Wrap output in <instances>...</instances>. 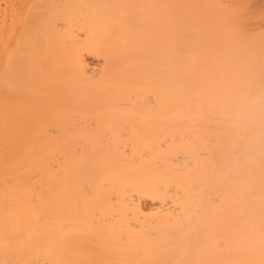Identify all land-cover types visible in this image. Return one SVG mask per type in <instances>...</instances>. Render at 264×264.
<instances>
[{
    "label": "bare ground",
    "instance_id": "6f19581e",
    "mask_svg": "<svg viewBox=\"0 0 264 264\" xmlns=\"http://www.w3.org/2000/svg\"><path fill=\"white\" fill-rule=\"evenodd\" d=\"M45 1L0 104V264H264L260 33L187 57L169 0Z\"/></svg>",
    "mask_w": 264,
    "mask_h": 264
},
{
    "label": "rangeland",
    "instance_id": "374dc122",
    "mask_svg": "<svg viewBox=\"0 0 264 264\" xmlns=\"http://www.w3.org/2000/svg\"><path fill=\"white\" fill-rule=\"evenodd\" d=\"M41 1H43V0H41ZM51 1L53 2L54 0H51ZM51 1L48 0V3H50ZM55 1H54L55 3L53 2L54 5L59 0H55ZM113 1L114 0H111V1L107 0V2H106V0H105V1H102V3L99 2V5L103 6V4H104V7H106L110 11L111 10H113V11L117 10V8H118L117 5H119L120 6V9L118 8L119 12L111 11L112 13H114V16L116 15L115 20H117V18H118V21L122 19L121 17H123L124 19H127L128 17L130 18V16H132V12L134 13L135 11H137L136 10L137 8L135 9V7H138V9L140 11L141 10L142 11H144V10L148 11L149 9H151L154 6L153 0H151L152 1V2H150L151 4L150 3L147 4L150 0H142V1L138 0V2H137L138 4L136 3L137 0H134V2H131V0H130V3H129V0L128 1L126 0L128 2L127 5L131 7L129 10L130 12H128L127 8H129V7L126 6L127 2L124 3V0H115L114 2ZM240 1H241V4L244 6V9H243L244 12L242 11V15H243V17L246 18V19L245 18L244 19L247 20L243 23H239L236 20V16H235L236 15V13H235L236 8L235 7L239 6L238 4H240ZM60 2H62L63 5L65 3V5H67V6H72L75 10H77L78 6L84 5V3L86 5L90 4V7H93L94 9L99 6V5L97 6L96 4H95V6L94 5L91 6V4L96 3L93 0H91V2H90V0H85V1L84 0H60L58 3H60ZM104 2H106V3H104ZM112 2H113V4H115V2H116L117 5L116 4L115 5L117 8H115V6L112 7L113 4L110 7V3H112ZM143 2H145V3H143ZM244 2H246V4ZM122 3H124V4H122ZM140 3L144 5V7H143L144 10L142 8L143 5H140ZM258 3L260 5H258ZM53 4L51 3V7ZM108 4H109V6H108ZM168 4H169V7L171 9V10L169 9L170 13L173 17L170 20H172V23L176 24L177 27L179 28L178 30H176V33L174 35L175 38L177 37V39H180L181 38L180 36H182L180 41L184 40L185 43L188 41L193 42L192 45L195 46L193 49V46L188 44L189 42L187 43L188 46L185 44V46H187L189 49L187 47H184V48L187 49L189 52H187L184 48H183V50H185V52H187V53L185 54V52L183 50L182 51L184 52V55H186L187 57H191V56L193 57V56L197 55L198 52L199 53L201 52L200 54H202L203 50L202 51L197 50L198 52L196 54L194 53V52H196L195 48L197 47V45H194V41L197 44L203 42L204 46L207 47V49H209V50L202 48V47H204L203 45H202V47L200 45H198V48L204 49L205 50L204 52H206L207 54H208V51H209V53H212V51H216L217 49L215 50V48H217V46L219 47L218 50L223 49L222 51H227L226 48H224L225 45L223 46L224 43H222V45H221L222 49H220V43L222 42L221 40H223V39L224 40L229 39V41L236 40V38L238 36L237 34H241V33L246 34L248 36H250L251 34L260 33L258 35L249 37L250 39H248V40L242 41L244 46H247L248 49L247 48L246 49L249 52L261 51V49L264 48V47L263 48L261 47V46H264V36L261 35V34H264V12H263L264 11V4L262 5L261 0H245V1L244 0H169ZM256 4H257V6H256ZM48 5L50 6V4H48ZM137 5H140L141 9ZM32 6H34V7H32ZM46 6H47V2H46V4H43L42 2H40V0H38V1L37 0H0V84H2V86L0 85V87H1L0 91H2V89H4L3 90L4 93L3 92H0V93H1V95H2V93L5 95V96H2L3 101L0 100L1 101L0 104H3V108L5 107L4 101L7 100L8 96H9L8 94H11V92H13V85L15 84L14 81H16V80L12 81L13 79L10 77L16 76V72H14V71L18 70L20 67L18 60H20L22 58L21 56L24 54L23 49L27 45L25 43L28 42V38H27L28 36H26V33H24L23 30L25 31V28H28V25H27L28 23L33 24L36 21V19H34V18L35 17L37 18L38 16L33 17L32 15L37 14L40 11L44 12L43 10H45V12H46V8H48ZM132 6L134 7L133 9H132ZM245 6H249L250 8H252V7L253 8L250 9L249 7L246 8ZM51 7H49V8H51ZM85 7L86 6H84V8ZM39 8H41V9H39ZM80 8L81 7H79L78 9H80ZM121 8H126V10L124 9L125 10L124 11L122 9V11H121ZM245 8L246 9L249 8L250 10L249 9L246 10ZM131 10H132V12H131ZM29 11H31L30 14L28 13ZM78 11L79 10H77L75 12L77 13ZM126 11L128 12V14ZM47 12H49V11H47ZM116 12L119 13V15H121L120 19H119V15ZM120 12H123V13L125 12V15L123 13L121 14ZM32 13H34V14H32ZM126 14H127V16H126ZM38 15L40 16L39 13H38ZM117 15H118V17H117ZM248 15H249V17H248ZM28 16L30 19L27 18ZM125 17H127V18H125ZM27 20H30V21H27ZM31 20H32V22H31ZM33 20H35V21H33ZM162 20H163V18H162ZM121 21H123V19ZM25 23H26V27H25ZM190 28H191V30H190ZM22 33L24 34V36ZM27 34H28V31H27ZM190 34H193V36H194V38L192 37L193 39L190 38L191 36L189 37L190 39L188 38L189 40L186 37H185V39L183 38L184 36L190 35ZM217 42H220V43H217ZM20 44H22V45H20ZM18 45L24 46L23 49L20 48ZM16 46H18V47H16ZM189 46L194 51H192ZM248 46H250V47H248ZM232 47H233V44H232L231 48ZM198 48H196V49H198ZM231 48L230 49L228 48V49L231 50ZM249 48L251 51L249 50ZM20 49H22V50H20ZM258 49H260V50H258ZM190 50H191V52H190ZM192 52L194 55L190 54ZM218 52L221 53V51H218ZM188 53H189V55H188ZM213 53H215V52H213ZM205 54H202V55L204 56ZM248 54H252V53H248ZM199 55H197V56H199ZM202 55H200V56H202ZM209 55H211V54H209ZM13 56L14 57L18 56V57H16L13 60L12 59V58H14ZM245 56H243V57H245ZM247 57H249V56L247 55ZM85 58H86L88 73L91 75H92V73H94L95 70H98L101 66H103V60H101L102 58L100 59V57H95L92 55L91 56L86 55ZM240 58H242V57H240ZM240 58H239V60H240ZM11 62L13 63V65ZM17 62H18V64H16ZM239 63H240V61H239ZM14 67H15V70H13ZM10 74H11V76H10ZM2 78H4L3 81H2ZM5 84L7 86H5ZM9 84L10 85L12 84V85L9 87ZM9 89L12 91H10ZM5 91H7V92H5ZM1 95H0V97H1ZM3 98H5L6 100ZM5 110H6V108H5ZM4 116H6V114ZM6 149H5V147L3 148V145H2V148L0 149V153H1L2 157L6 154V156L4 158L0 157V162H1L0 163V171H1L0 175L3 172L2 170L3 169L5 170V168H6V167L3 168V166H5V165H3V166H1V165L6 164V162H8V160H10V158H11V156H7L9 153L7 154L4 152V151L8 152ZM2 151H3V153H2ZM4 174L5 173L2 174L3 176L2 175L0 176L2 178V179L0 178V187L1 188L3 187L5 189V186H7L6 184H8V181H7L8 177H7V174L6 175H4ZM1 188H0V190H1ZM3 188H2V190L4 193V192H6L5 191L6 189L4 190ZM141 201H142L141 206L144 208V210H146V212H149L152 209H154L155 204L153 201L145 200V199H142Z\"/></svg>",
    "mask_w": 264,
    "mask_h": 264
}]
</instances>
